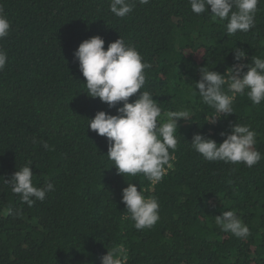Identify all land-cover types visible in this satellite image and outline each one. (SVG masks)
Instances as JSON below:
<instances>
[{
  "label": "trees",
  "instance_id": "obj_1",
  "mask_svg": "<svg viewBox=\"0 0 264 264\" xmlns=\"http://www.w3.org/2000/svg\"><path fill=\"white\" fill-rule=\"evenodd\" d=\"M0 7L11 22L0 40L8 54L0 71V264H101L114 245L126 249V264H264V158L252 167L208 161L190 144L197 133L221 143V132L247 124L264 154V102L237 95L234 113L213 125L214 110L195 89L201 68L224 74L237 63L236 48L246 53L240 63L264 58V0L255 27L234 35L226 21L192 12L189 0H137L125 18L110 12L109 0H0ZM96 35L105 50L120 35L151 65L129 102L150 91L161 119L170 110L190 113L180 121L173 167L155 185L143 174H118L108 139L88 128L98 111L117 114L88 97L73 55ZM29 160L33 183L55 188L31 207L5 182ZM127 183L158 198L152 228H135L122 202ZM228 210L249 236L216 224Z\"/></svg>",
  "mask_w": 264,
  "mask_h": 264
},
{
  "label": "clouds",
  "instance_id": "obj_2",
  "mask_svg": "<svg viewBox=\"0 0 264 264\" xmlns=\"http://www.w3.org/2000/svg\"><path fill=\"white\" fill-rule=\"evenodd\" d=\"M137 0H109V10L119 18H125L135 8ZM147 4L149 0H138ZM261 0H189L192 12L207 13L213 20L226 21V32L234 35L248 32L255 27V17ZM210 10V11H209ZM11 22L0 7V40L6 38ZM79 63V71L86 78V94L99 98L109 108H116L117 114L98 111L88 119V128L108 139L107 157L114 162L117 173L124 176L143 174L153 185L159 183L173 167L178 145L177 132L180 121H187V110L163 113L159 103L150 91H142L137 99L129 98L142 90L146 84V69L151 65L143 56L119 35V39L108 44L93 36L82 41L74 52ZM237 63L224 74L214 70L200 69V79L195 89L203 104L214 110L207 122L215 124L222 117L234 113L233 104L237 95L246 94L254 105L264 102V58L252 56L247 64L240 63L246 53L234 50ZM8 63V54L0 48V71ZM245 69H247L245 71ZM227 73V75H226ZM225 85L227 89L225 90ZM195 94V93H194ZM121 107H117L121 104ZM221 143L201 133L194 134L190 142L192 148L208 161L243 163L247 167L256 165L262 154L255 148L257 133L250 125L236 123ZM47 148V145H44ZM32 161H27L9 180L12 191L18 194L29 207L36 201H44L46 194L55 190L52 183L36 186L33 183ZM122 202L137 230L152 228L160 219V204L155 196H146L134 183H127L122 190ZM19 212V210H18ZM216 224L223 231L237 238L249 236L250 229L234 210L216 216ZM127 251L122 245L107 248L101 264H126Z\"/></svg>",
  "mask_w": 264,
  "mask_h": 264
}]
</instances>
